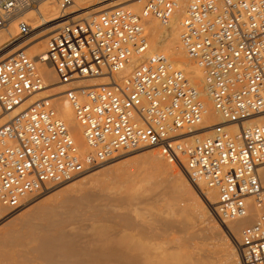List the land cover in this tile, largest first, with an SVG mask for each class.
I'll list each match as a JSON object with an SVG mask.
<instances>
[{
  "label": "built area",
  "instance_id": "built-area-1",
  "mask_svg": "<svg viewBox=\"0 0 264 264\" xmlns=\"http://www.w3.org/2000/svg\"><path fill=\"white\" fill-rule=\"evenodd\" d=\"M73 2L60 0L62 11ZM179 3L147 0L140 12L115 7L65 23L38 57L21 48L0 61V204L19 209L116 155L158 147L192 181L217 190L221 222L247 216L253 200L258 220L243 229L239 252L243 264H264V0L188 3L180 38L203 71L202 89L166 53L148 52L147 19L167 24ZM30 8L38 9L39 0H0V29L14 19L19 29L0 52L30 37ZM41 63L50 64L64 84L108 78L105 85L65 91L87 152L52 98L12 114L44 89ZM206 97L224 122L211 125L206 136L194 135L207 129Z\"/></svg>",
  "mask_w": 264,
  "mask_h": 264
},
{
  "label": "bare ground",
  "instance_id": "bare-ground-1",
  "mask_svg": "<svg viewBox=\"0 0 264 264\" xmlns=\"http://www.w3.org/2000/svg\"><path fill=\"white\" fill-rule=\"evenodd\" d=\"M105 1H107V0H99L98 2H95V0H74V2L71 5H69L65 10L62 11L61 5H60V0H39V8L38 9L30 8V10L25 12V18L30 20V22L32 23V24L31 23L30 24L33 27L32 28L33 32L30 35V37L33 36V33L37 29L43 27L42 28L43 30H41L37 34V35L41 34L42 35V36H40L41 38L38 40L30 41V44L29 43L26 44V45H30L27 48L28 53L30 52L32 54V57H38L39 55L44 53L47 50L46 43H48V42H46V41H48V39L52 35V34L50 35V33L57 31L65 23H69V22L73 23V22H76L78 20L89 19V18L93 17L92 15H97L103 11L110 10L114 6H119V5H125L122 7L125 9H128V10H131L133 12H135L137 10H142L141 9V2L143 0H136V1L134 0L135 2H132V3H131V1H133V0H120V1H113V2H109V3H104ZM190 1L191 0H187V1L186 0L185 1L180 0L179 6L177 7L174 16L172 17V19L167 24H163L161 21H159L155 18L147 19L146 24H145V34H146L148 41H149V51H148L149 54L157 52V51L168 52V54L171 57L172 64L175 67L179 66L176 63V61H177L180 63V65L183 67V69L186 70V73L188 74V76H190L196 80H201V81H195L194 79H191L192 81H194V83L196 85H198L202 89L204 87L203 71L197 65V63L192 58H190L188 56L185 49L183 48L181 38H180V21L184 15L185 9H186V7ZM129 2H130V4L126 5ZM99 4L101 5L100 7H96L95 9L85 11L84 13L77 15V16H74L71 19H69V17H68L69 15H71V13H76V12H79L82 10H87L92 6L99 5ZM67 9L68 10L72 9V10L70 12H68ZM18 31H19V29H18V20L17 19H14L8 28L0 29V46H2L4 43L8 42L15 35H17ZM22 44L23 43L13 44L10 47L3 50L2 52H0V61L7 59L8 57H10L14 53H16ZM45 45H46V50L44 49ZM176 65H178V66H176ZM178 68H180V67H178ZM39 70L41 71V73L43 74V76L45 78L44 89L42 91L34 94L33 96H31L27 101H25L12 114L17 113L22 108H24L26 105H29V104L37 101V100L44 99V98H52L59 115L68 124L70 131L73 134L80 150L82 152H87L88 146H87L85 139H84L83 129H82L80 123L78 122V120L76 119L75 111H74L73 107L71 106L70 102L68 101V99L65 96V91L73 85H84V86H88V87L105 85V84L109 83L108 78L107 77L90 78V79L79 80V81L73 82V83L64 84V83H60L59 78L56 75L54 68L50 64H45V63L39 64ZM129 70H130V67H128L121 75L125 76L129 72ZM206 99L208 100L211 107L208 108V113L205 116V120H204L202 127H206L207 129L201 130L199 132H195L194 135L206 136L209 134V130H210L209 127L211 125H213L215 123H223L224 122L222 117H220L219 115H216L213 112V104H212L211 100L206 97L205 101H206ZM2 122L3 121H0V123H2ZM208 122H212V123H210V125L205 124ZM252 123H254V122H248V124H252ZM188 139L193 140V137H192V139L190 137ZM145 148H147V147H144V149ZM155 149L161 150V148H158V147ZM142 150H143V148H142ZM144 152H145V150H144ZM167 159L168 158L165 157L163 155V153L159 150L156 152H154V151L150 152L149 151V152H145L143 154L141 153L140 155L135 156L134 160H132L130 162V164L136 163V165L138 164L137 169H143L145 171L164 170V169H170L171 167L173 168L174 165L171 164L172 161L167 160ZM114 165H116V164H112L110 166H107L106 168L100 170V172L104 171V170H106L104 172H107L108 169L114 168ZM124 166H126V165H124ZM178 167L173 168L174 169L173 172H172V170H170L172 173L170 172V174L168 175V177L165 180L168 183H170V185L174 189L180 190L181 186L184 185V187L182 188V190H183L185 188V184H186V182H185L186 177L184 178L185 175L183 176V174H182L183 172H181V169H179L180 167L179 168ZM100 172L98 171L96 174H91L88 176H86L85 174H82L83 177L79 180H74L76 177L71 179V180H68L71 182H72V180H74L72 183L70 182L68 184H65V185L63 184V185L57 186V187L51 186L49 189H51L53 187H55V188L50 190L48 193L44 194L40 200H38L34 203L32 202L29 206L23 208V209H25L24 211H26V212L25 213L23 212L24 215L20 212L21 213L20 215H23L20 219L24 225H29L30 223H32V220L36 219V217L41 218L42 222H43L41 225L39 224V227L42 226V229L40 232L38 231V233H37L38 229H35L34 227L33 228L36 230V233H35V230H32L33 228L31 230H32V232L34 231L33 233H35V234L32 236V234L29 232L31 234L29 236H32L31 237L32 240H30V242H28V243L29 244L32 243L31 245L33 246V242H34L35 245L33 247L30 245L31 246L30 247L29 245L25 244L26 241L24 242V244L26 246L30 247V250L32 251L31 253L32 254L35 253L37 257L42 258L44 263L46 261L47 264H180V263L190 264L188 262V258H186V257H189V258L193 257L191 255V253H192L191 251L187 250L188 252H191V253L185 252L186 255L187 254L188 255L190 254V255L184 256L185 254L182 252V249L178 250V251H181V253H180V252H177V249L176 250L174 249L171 251L170 249H168L170 247L166 246L167 247L166 249L168 251H170V253H169V252H167V250L163 249L165 247V245L163 247H161V245H163L165 241L164 242L162 241L163 243L161 242V244H160V242L158 240L159 237H158L157 233H160V232H157V231L155 232L154 231L155 225H152V222L156 223V221H151V222L149 221L151 223V225H150V223L148 224L146 222L148 224V226L146 225V223H143L147 227L142 226L140 223L137 225H130L132 222H130V223L127 222L125 225H122L120 229L115 230L110 235V239L108 241L100 240V239L99 240L93 239L94 240V242L92 240L93 244L90 243L88 245V242L86 240H84L85 238H83V240L82 239L79 240L80 237H79V239H76L74 237V236H76V234L73 235L74 233L73 234L72 233L70 234V232L68 233V231H66V228H64L65 222H63L61 219H60V221H58V220L56 221V218L53 215H52V217H54L55 220L51 218V216H50L51 212L54 213L53 210L55 211L56 209H59V208H56L57 205L53 206L52 202H49V201H52V199H54L53 201H57V198L59 200V199H61V197H63V201L59 200V202H61V204H62L63 202H65L64 196H66V195L68 196V194L70 195V192L73 191L75 188H77V186L79 187L81 185L79 188H82V189H85L88 186L91 187L90 183H92V181H94V179L95 180L97 179V181H96L97 184H98V181L100 180L99 181L100 183L98 186H100V184H104L101 182L104 179L101 180L100 177H99L100 179L98 178ZM259 172H260L262 184L264 185V166H262L260 168ZM124 173H125L124 177L120 176V178H122L121 181L117 180V181H119L117 183H119L120 186L115 185V184L113 185V183H112L113 181H112V182H110L111 183V187L109 186L110 189H114L113 188L114 186H115V189L117 186H119V188H120L123 185V183H126V182L133 180V174L127 173V171H125ZM116 175H118V174H116ZM79 176H81V175H79ZM115 177L112 178L111 180H115ZM117 177H119V176H117ZM152 178H153V180H154V178L157 179L156 177H151V179ZM144 180H147L148 182H150V175L146 176L144 178ZM162 180L163 179L160 178V181H162ZM178 180H181L182 184L178 185L177 184ZM157 181L160 182L159 179H157ZM114 183H115V181H114ZM154 183H155V185L159 184L156 181ZM154 183H152V185H154ZM187 183H191V182L189 181ZM97 184H95V186H97ZM107 185H109V184L107 183ZM82 186H84V188ZM104 187L107 188V186H105V184H104ZM186 187L188 188V189L185 188L187 190H190L192 188L191 184H186ZM195 187L197 188V189H195V191L198 190L200 193V196L203 197V198L201 197L202 198V200H201L202 203H201V207H200L201 211H199L200 210L199 209L198 210L199 212L197 211L198 213L197 214L195 213V214L197 215V218H199V219L206 218L207 223H206V225H204L205 227L199 225L200 228H198V229H196L198 227V224H199V222L198 223L196 222L198 220L193 221L195 223H191L188 221L187 222L185 221L184 223H182L181 224L182 225L181 227H183L182 229L184 230L185 233L186 232L188 233V237L185 234L182 235L183 232L181 234L182 237L183 236L187 237V238L185 237V241H184L183 245L189 248V247H192L196 244L195 246L199 247V245H197V244H200V242L199 243H195V242L197 240L200 241L201 237H199L200 240L199 239L195 240V238H196L195 236L198 233H200L202 230L203 231L201 232V234L206 231V233L209 237H210V235L214 236V237L216 236L219 240L217 238H213V237H210V239L211 238H213L214 240L216 239V240L220 241V243H218L220 245V247L224 246L225 250H224L223 255L227 256L228 261L230 262L229 264H239L240 263L238 260L239 257L237 255V250H236L238 247H236V245L235 246L233 245V241L228 242V239L226 238V235L224 234L225 230H221V228L218 226L214 215H211V214L209 215V212L208 213L206 212L207 206H210V207L214 206L213 209L216 211V208H217L216 205L218 203L217 190L208 187L207 185H205V183H202V182H197V183L195 182ZM119 188H117V189H119ZM82 189H79L81 192V193L79 192L80 194H84V192H83L84 190L82 191ZM149 189H151V191L155 190L151 187V188L144 189L143 191L138 192V193L132 192L131 195H128V198L132 199L135 197H142V196L146 197V195L150 192ZM77 190H78V188L76 189V192H77ZM192 190H194V187ZM74 192H75V190H74ZM85 192H86V190H85ZM177 192H179V191H177ZM190 192H192V191H190ZM49 194H50V196H49L50 198L48 200H44L45 198H43V197H46ZM76 194H75V196H74V193L72 194L74 196V198L76 196H77L76 198H78L79 195H76ZM89 194L90 193L85 194V195L89 196ZM144 194H145V196H144ZM178 194H181V192ZM72 195L69 196L68 198H71ZM192 195H194V194H192ZM81 197H84V196L81 195ZM87 197H84V198H87ZM93 197L95 198V196H93ZM66 198H65V200H66ZM72 198H71V200H72ZM74 198H73V201L77 205L78 203H76V201H80V199L74 200ZM79 198H80V196H79ZM197 198H199V197H197ZM31 199H29V200H31ZM81 199L83 200V198H81ZM90 199L91 198L88 197L87 200L86 199L85 200L87 202L88 200L90 201ZM29 200H28V202H29ZM68 202H69V199H68ZM68 202L66 201V204ZM248 202L250 203V210H249V213L247 214V216H245L243 218H238V219H234V220H227V221L223 222V225H224L223 227H225L228 231H231L233 233L238 244L240 242L239 238L242 235L243 229L246 226L252 225L253 223H255L258 220L259 209L253 204L252 199H249ZM53 204H54V202H53ZM69 204H72V202L70 201ZM73 205H74V203H73ZM79 205H80V202H79ZM62 207H63V205H62ZM62 207L60 209H62ZM0 208H1L0 215H3L6 208L1 206V204H0ZM109 208H111V207H109ZM102 209L104 210L105 208H102ZM102 209H100V210H102ZM191 209H193V207ZM196 210H197V208H196ZM57 211L58 210H56V212ZM136 211H139V210L137 209ZM194 211H195V209H194ZM60 214H62V213H60ZM109 214H111V213H109ZM191 214H190V216H191ZM195 214H194V216H195ZM56 216H58V214H56ZM192 217H193V215L191 216V218ZM59 218H61V217H59ZM41 219H36V220L40 221ZM63 219H65V218H63ZM155 219H157V218H155ZM192 220H193V218H192ZM100 222H102V221H100ZM201 222H203V221H200V224H201ZM34 224H36V223H34ZM34 224H33V226H34ZM158 224L156 226H158ZM172 225H174V223ZM149 226H151V229L148 228ZM35 227H36V225H35ZM168 227H167V229L169 231ZM37 228H38V226H37ZM174 228H176V227L174 226ZM105 229H107V228H105ZM171 229L172 228H170V230ZM173 229H172L173 232H171L172 234L175 233ZM199 229H201V230H199ZM178 230L176 228V231H178ZM23 231H24V229H23ZM20 232H22V231H20ZM20 232H19V230L17 231L15 226H13V228H12L11 225L10 226L8 225V228L4 232L0 233V244H1L0 248H2L1 246H3V245H4L3 247H6L5 245H7L8 249L12 247L11 248V250H12L13 246L10 247V245H12V244H14L16 247H17V244L18 245L21 244L20 246H22V243H21L22 238L19 237L21 239H19V240L17 239L18 238L17 235ZM163 233H160V234H163ZM176 233H178L176 236V237H178L179 232H176ZM15 234H17V235H15ZM104 234H106V233L104 231H102V228H101V231H99V235L101 237H103ZM164 234H166V233H164ZM164 234L160 235V237L164 236ZM175 234H173L171 237H174L172 239V241L175 239L174 241L177 242L179 240V237H180V239L182 237L179 235V237L177 239V238H175ZM165 236H167V235H165ZM198 236H200V234L197 235V238H198ZM22 237H25V236H22ZM23 240H25V239L23 238ZM26 240H27V237H26ZM78 240L83 241L84 243L87 242V245L81 244ZM183 240L184 239H182V241ZM201 242L203 243L204 241H201ZM217 242H216V247H214V248L218 247ZM168 243L169 242H167V244ZM205 243H203L204 246H206ZM213 245H215V244H213ZM213 245H212V247H213ZM195 246L193 248L195 250L198 249V247L195 248ZM203 247L201 249L205 250ZM171 249H173V247ZM194 249L192 250L193 252H194ZM5 250L0 249V264H30V260H33V257L30 256V251H23L22 254L15 256V254L13 252H10V251L6 252ZM174 251H176L177 253L175 254ZM172 252H174V253H172ZM214 252L215 251L213 250V253ZM182 253L184 255H182ZM194 254H197V253L194 252ZM36 256L34 255V259ZM181 256H184L185 259H183ZM211 256H213V255H211ZM195 257H197V256H195ZM197 258H199V257H197ZM194 259L192 262H191V260H189L191 262V264H193V262L195 263L196 261L198 262V260H199V259H197V260L195 259L196 261H194ZM43 261H42V263H43ZM195 264H197V263H195Z\"/></svg>",
  "mask_w": 264,
  "mask_h": 264
},
{
  "label": "rangeland",
  "instance_id": "rangeland-1",
  "mask_svg": "<svg viewBox=\"0 0 264 264\" xmlns=\"http://www.w3.org/2000/svg\"><path fill=\"white\" fill-rule=\"evenodd\" d=\"M99 0H95V2H98ZM113 1H120V0H107V1H105L104 3H109V2H113ZM136 1V0H135ZM134 0L133 1H131V3L132 2H135ZM185 1V0H184ZM187 1V0H186ZM146 2H147V0H143L142 2H141V9H143V7H144V5L146 4ZM103 3V4H104ZM128 4H130V2L129 3H127L126 5H128ZM101 5L99 4V5H94V6H92V7H90L89 9H87V10H82V11H79V12H76V13H71V15H69L68 17H69V19H71V18H73L74 16H77V15H80V14H82V13H84L85 11H89V10H92V9H95L96 7H100ZM122 6H125V5H119V6H114L113 8H115V7H122ZM112 9V8H111ZM68 10V9H67ZM72 9H69L68 10V12H70ZM141 10H137V11H135V12H140ZM98 15V14H97ZM92 16H95V15H92ZM62 21V20H61ZM79 21V20H78ZM31 23V22H30ZM32 24V23H31ZM43 27H41V28H39V29H37L34 33H33V36L32 37H30V38H28L27 40H25V42H18V43H23L20 47H19V50L21 49V48H28L30 45H26V44H30V41H34V40H38V39H40L41 37L40 36H42L41 34L40 35H37L41 30H43L42 29ZM56 31H54V32H52V33H50V35L51 34H54ZM49 35V36H50ZM37 38V39H36ZM46 42H48V41H46ZM46 45H47V43H46ZM46 45L44 46V49L46 50ZM27 46V47H26ZM162 52V51H161ZM164 53H166L169 57H170V55L168 54V52H164ZM29 54L32 56V54L29 52ZM170 59H171V57H170ZM171 62H172V60H171ZM176 63L179 65H176V66H178V67H180L181 69H183V67L180 65V63L179 62H177L176 61ZM185 72H186V70L185 69H183ZM187 74V73H186ZM187 76H188V74H187ZM190 79H194V78H192V77H190V76H188ZM195 81H201V80H196V79H194ZM194 82V81H193ZM206 106H207V109L208 108H210L211 107V105L209 104V102H208V100L206 99ZM210 123H212V122H208V123H205V124H209L210 125ZM155 149V148H154ZM152 147H147V148H143V150L142 149H139V150H136V151H131V152H127V153H123V154H121V155H117V156H115L113 159H110L109 161H107V162H105V163H103V164H101V165H99V166H97V167H95V168H93L92 170H90V171H88V172H85L84 174L86 175V176H88V175H91V174H96L98 171L100 172V170H102V169H104V168H106L107 166H110V165H112V164H116V165H114V168H110V169H108L107 170V172H104V171H106V170H104V171H101L100 173H99V176H98V178L100 177L101 178V180H103V181H101L102 183H104L105 184V186H107V188H105L104 187V184H100V186H98L99 185V181H98V184L96 183V181H97V179L95 180L94 179V181H92V183H90L91 184V187L90 186H88L87 188H85V189H82V188H79L78 186H77V188H78V190H77V192H76V189L77 188H75L74 190H75V192L77 193H75L74 192V190L73 191H69L70 192V195L68 194V196L66 195V196H64V201L65 202H63L62 204H61V202H59V200L60 201H63V197H61V199H59L58 200V198H57V201H53L54 199H52V201H49V202H52V205L53 206H56L57 205V207L56 208H59V209H56V210H58L57 212H56V210L54 211L53 210V212L54 213H52L51 212V218L52 219H54L55 220V218H56V221L58 220V221H60V219L63 221V222H65V226H64V228H66V231H68V233L70 232V234L72 233H74L73 235H75L76 234V236H74L76 239H79V237H80V239L79 240H83V238H85L84 240H86L87 242H88V245L90 244V243H92L93 244V242H94V240L93 239H95V240H106V241H108L109 239H110V235L115 231V230H118V229H120L121 228V226L122 225H125L127 222H132L130 225H137V224H141L142 226H145V227H147L148 226V224L151 222V221H156V223L158 224V226H156L157 224L155 223V222H152V225H155V232L157 231V232H160V233H163L164 231V233H166V234H164V236H162V237H160V235H163V234H160V233H157L158 234V237H159V242H160V244H161V242L163 241H165L164 242V244L163 245H161V247H163L164 245H165V247L163 248V249H165V250H167L166 248L167 247H170V248H168V249H170L171 251L172 250H176L177 249V252H180L181 253V251H178V250H181L182 249V252L185 254V252L186 253H191V255L193 256V257H186V258H188V262L191 264V262L193 261V259L195 258L196 260L197 259H199L198 260V262L194 259V261H196L195 263H197V264H229L230 262L228 261V258H227V256L226 255H223L224 254V250H225V248H224V246H221L220 247V245L218 244V243H220V241H218L219 239L215 236H211L210 235V237H213V238H217L218 240H214L213 238H211L210 239V237L207 235V233H206V231L204 232V233H202L201 234V232L203 231H201L200 233H198L197 235H199L200 234V236H198V238H197V235L194 237L195 238V240L196 239H199V237H201L199 240L200 241H196L195 243H199L200 242V244H197V245H199V247L198 246H195V248L196 247H198V249H194L193 247L194 246H192V247H186V246H184L183 244H184V241H185V237L186 236H181V234H182V232H183V234L182 235H187V237H188V233L186 232H184V230L182 229L183 227H181L182 225V223H184L185 221L187 222H191V223H195V222H193V221H196V220H198V221H196L197 223L199 222V224H198V227L196 228V229H198V228H200V226L199 225H201V226H204V225H206V223H207V221H206V218H204V219H199V218H197V213L199 212V211H201V209H200V207H201V200H202V196H200V193H199V191L198 190H196L195 191V189H197L196 187H195V182L194 181H192L190 178H189V176L185 173V171L183 170V168L179 165V164H177V163H175V162H171V164L172 165H174L176 168L178 167L179 169H181V172H183L182 174H183V176H184V178H185V182H186V184H191V189L190 190H187L188 188L186 187V184H185V188H187V189H183L182 190V188L184 187V185L183 186H181V189L179 190V189H174V188H172V186L170 185V183H168L165 179L168 177V175L170 174V170H172V172L174 171V169L173 168H175L174 166H173V168L171 169H164V170H156V171H145V170H143V169H137V165H136V163H132V164H130V162L132 161V160H134V158H135V156H137V155H140L141 153L143 154V153H145V152H156V151H161L162 152V149L160 150V149H158V150H154ZM144 150H145V152H144ZM149 150V151H148ZM152 150V151H151ZM163 153V152H162ZM166 157V156H165ZM167 160H169V159H167ZM124 165H126V166H124ZM177 165V166H176ZM120 169V170H119ZM127 169V170H126ZM127 171V173H131V174H133V180L132 181H129V182H126V183H123V185L119 188V183H117V182H119V181H121V179L122 178H120V176H125V171ZM171 172V173H172ZM121 173V174H120ZM104 174V175H103ZM116 174H118V175H116ZM120 174V175H119ZM123 174V175H122ZM148 175H150V182H148L147 180H144V178L146 177V176H148ZM110 176V177H109ZM112 176V177H111ZM117 176H119V177H116ZM83 176H82V174H81V176H77L74 180H79V179H81ZM115 177V180H111L112 178H114ZM151 177H156L157 179H159V181H160V178L161 179H163L162 181H160V182H158L157 181V179H155L154 178V180H153V178L151 179ZM108 180H107V179ZM120 178V179H119ZM106 179V180H105ZM74 180H72V182L74 181ZM110 180V181H109ZM117 180H119V181H117ZM113 181V182H112ZM114 181H115V183H114ZM157 182V183H159V184H156L155 185V183L154 182ZM191 182V183H187V182ZM71 181H66V183L64 182V183H62V184H60V185H56L55 187H57V186H61V185H65V184H68V183H70ZM71 182V183H72ZM110 182H112L113 183V185L115 184V185H119V186H117L116 187V189H115V186L113 187L114 189H110V187H111V183ZM107 183L109 184V185H107ZM152 183H154V185H152ZM93 184V185H92ZM95 184H97V186H95ZM176 184V183H175ZM177 184L178 185H180V184H182V181L181 180H178L177 181ZM86 186V185H85ZM94 186V187H93ZM103 186V187H102ZM110 186V187H109ZM154 186V187H153ZM190 186V185H189ZM55 187H53V188H55ZM83 188H84V186H82ZM153 188V189H155L154 191L152 190L151 191V189H149L150 190V192L146 195V197H135V198H128V195H131V193L133 192V193H138V192H141V191H143L144 189H147V188ZM193 187H194V190H192L193 189ZM53 188H51V189H48L46 192H44L43 194H41V195H39V196H37V197H34V198H32L31 200H29V202H27L23 207H21V208H19V209H11V208H6V210L4 211V214L3 215H0V233H2V232H4L7 228H8V225L10 226H12V228H13V226H15V228L17 229V231L19 230V232L20 231H22V232H20L18 235L17 234H15V235H17L18 236V240L19 239H21V243H22V246H20V245H18L17 244V247L14 245V244H12V245H10V247L11 246H13V249L11 250V248H9L8 249V246L7 245H5L6 247H3V246H1L2 248H0L1 250H5L6 252H8V251H10V252H13L14 254H15V256L16 255H19V254H22V252L23 251H30V256H32L33 257V260H30V264H47V262L45 261V263H44V261H43V259L42 258H39V257H37L36 256V254L35 253H33L36 257H35V259H34V255L31 253L32 251L30 250V247L32 246L31 244L32 243H28V242H30V240H32V236L36 233V230L35 229H38L37 230V233H38V231L40 232L41 231V229H42V226H40L39 227V224L41 225L43 222H42V219L41 218H39V217H36V219H41L40 221H37L36 219H34V220H32V223H30L29 225H24L22 222H21V217L24 215V213L26 212V211H24L25 209H23L24 207H27V206H29L32 202L34 203V202H36V201H38V200H40L41 198H42V196L44 195V194H46V193H48L50 190H52ZM117 188H119V189H117ZM79 189H82V191L84 192V194H80L81 192H80V190ZM107 191H106V190ZM109 189V190H108ZM85 190H86V192H85ZM177 191H179V192H177ZM187 193H186V192ZM189 191V192H188ZM190 191H192V192H190ZM198 191V192H197ZM74 193V196H75V194L76 195H79L80 196V198H79V196H78V198H74V196L72 195L73 193ZM80 192V193H79ZM82 192V193H83ZM147 192V191H146ZM153 192V193H152ZM181 192V194H178V193H180ZM88 193H90L89 194V196L88 195H85V194H88ZM94 193V194H93ZM158 193V194H157ZM163 193V194H162ZM196 193V194H195ZM52 194V193H51ZM154 194V195H153ZM162 194V195H161ZM184 194V195H183ZM192 194H194V195H192ZM72 195V197L74 198V200H77V199H80V201H76V203H78L77 205L79 206H77L76 204H75V202L73 201V198H72V200H71V198H68L69 196H71ZM81 195H83L84 197H89V198H91L90 199V201L88 200L87 202H86V200H87V198H84V197H81ZM48 196V197H47ZM46 197H43V198H45L44 200H48L50 197V194L49 195H47ZM92 196V197H91ZM93 196H95V198L93 197ZM144 196H145V194H144ZM156 196V197H155ZM199 197V198H197V197ZM67 197V198H66ZM202 197V198H201ZM65 198H66V200H65ZM81 198H83V200L81 199ZM68 199H69V202H68ZM86 199V200H85ZM56 200V199H55ZM82 200V201H81ZM85 200V201H84ZM94 200V201H93ZM66 201L68 202L67 204H66ZM70 201L72 202V204H69L70 203ZM53 202H54V204H53ZM58 202V203H57ZM79 202H80V205H79ZM84 202V203H83ZM57 203V204H56ZM73 203H74V205H73ZM195 206H194V205ZM51 205V206H52ZM59 205V206H58ZM62 205H63V207H62ZM70 205V206H69ZM76 205V206H75ZM112 205V206H111ZM197 205V206H196ZM103 206V207H102ZM108 206V207H107ZM62 207V209H60ZM100 207V208H99ZM105 208L104 210L102 209V208ZM109 207H111V208H109ZM193 207V209H191ZM213 207L214 206H212V207H210V206H207V208H206V212L208 213L209 212V215L211 214V215H214V217H215V219H216V221H217V224H218V226L221 228V230H225V235H226V238L228 239V242H232L233 241V245L235 246L236 245V247H238L236 250H237V255H238V257H239V264H243L242 263V259H241V255H240V252H239V244L237 243V240H236V238H235V236L233 235V233L231 232V231H228L225 227H223L224 225H223V222H221L220 220H219V218L217 217V215H216V213H215V210L213 209ZM67 210H66V209ZM196 208H197V210H196ZM65 211H64V210ZM100 209H102V210H100ZM107 209V210H106ZM139 210V211H136V210ZM194 209H195V211H194ZM200 209V210H199ZM111 210V211H110ZM199 210V211H198ZM0 211H1V208H0ZM61 211V212H60ZM65 213H64V212ZM110 211V212H109ZM113 211V212H112ZM193 213H192V212ZM198 211V212H197ZM23 214V215H20L21 213ZM24 212V213H23ZM105 212V213H104ZM111 213V214H109V213ZM58 214V216H56V214ZM60 213H62V214H60ZM192 213V214H191ZM196 213V214H195ZM190 214H191V216L193 215V220H192V218H191V216H190ZM194 214H195V216H194ZM19 215V216H18ZM52 215L55 217H52ZM63 216V217H62ZM65 216V217H64ZM16 217V218H15ZM33 217V216H32ZM59 217H61V218H59ZM115 217V218H114ZM19 218V219H18ZM63 218H65V219H63ZM107 218V219H106ZM112 218V219H111ZM155 218H157V219H155ZM16 219V220H15ZM14 220V221H13ZM158 220V221H157ZM205 220V221H204ZM36 221V222H35ZM98 221V222H97ZM100 221H102V222H100ZM150 221V222H149ZM200 221H203V222H201V224H200ZM20 222V223H19ZM100 222V223H99ZM108 222V223H107ZM148 224H147V223ZM219 222V223H218ZM34 223H36V224H34ZM143 223H146V225L145 224H143ZM174 223V225H172ZM204 223V224H203ZM8 224V225H7ZM32 224V225H31ZM33 224H34V226H33ZM38 224V225H37ZM64 224V223H63ZM104 224V225H103ZM164 226H163V225ZM176 224V225H175ZM31 225V226H30ZM35 225H36V227H35ZM150 225H151V223H150ZM169 227H168V226ZM37 226H38V228H37ZM97 226V227H96ZM101 226V227H100ZM171 226V227H170ZM173 226V227H172ZM174 226L177 228V230L178 231H176V228H174ZM35 229H34V228ZM107 228V229H105V228ZM167 227L169 228V231H168V229H167ZM205 227V226H204ZM33 228V229H32ZM101 228H102V231H104L106 234H104V236L103 237H101L100 235H99V231H101ZM149 229H151V226H149L148 227ZM153 228V227H152ZM165 228V229H164ZM170 228H174L173 230H174V232L176 233V232H179V235L182 237L181 239H180V237H179V235H178V237H179V242L177 241H172V239L174 238V237H171L173 234H175V233H171V232H173L172 231V229L170 230ZM225 228V229H224ZM23 229H24V231H23ZM35 230V233H33L32 232V230ZM98 229V230H97ZM104 229V230H103ZM159 229V230H158ZM181 229V230H180ZM195 229V230H196ZM202 229V228H201ZM201 229H199V230H201ZM227 230V231H226ZM27 231V232H26ZM97 231V232H96ZM32 234V236H29V235H31L30 233ZM170 234H169V233ZM22 233V234H21ZM26 233V234H25ZM28 234V235H27ZM78 234V235H77ZM82 234V235H81ZM177 234L178 233H176L175 234V238H177L178 239V237H176L177 236ZM20 235V236H19ZM25 236V237H22V236ZM165 235H169L168 237L167 236H165ZM89 236V237H88ZM19 237H21V238H19ZM26 237H27V240H26ZM29 237V238H28ZM170 237V238H169ZM186 237V238H187ZM204 237V238H203ZM23 238L25 239V240H23ZM31 238V239H30ZM161 239V240H160ZM182 239H184L183 241H182ZM231 239V240H230ZM78 240V241H79ZM91 240V241H90ZM92 240H93V242H92ZM167 240V241H166ZM239 240H241V236H240V238H239ZM26 241V245H31L30 247L29 246H26L25 244H24V242ZM85 241V242H86ZM171 241V242H170ZM201 241H204L203 243H205V245L206 246H204V244L201 242ZM218 241V242H217ZM33 242V241H32ZM81 244H83V245H87V242L86 243H84L83 241H79ZM162 242V243H163ZM167 242H169L168 244H167ZM213 242V243H212ZM216 242H217V248H214V247H216ZM202 243V244H201ZM167 244V245H166ZM213 244H215V245H213ZM1 245V244H0ZM35 245V243L33 242V246ZM169 245V246H168ZM212 245H213V247H212ZM15 246V247H14ZM32 246V247H33ZM167 246V247H166ZM204 246V247H203ZM27 247V248H26ZM29 247V248H28ZM173 247V249H171ZM204 248L205 250H203V249H201V248ZM180 248V249H179ZM213 248V249H212ZM191 249V250H190ZM194 249V252L195 253H197V254H194V252L192 251ZM200 249V250H199ZM216 249V250H215ZM191 251V252H188V251ZM198 250V251H197ZM213 250L215 251L214 253H213ZM197 251V252H196ZM167 252H169L170 253V251H168L167 250ZM175 252V254L177 253L176 251H174ZM174 252H172V253H174ZM199 252V253H198ZM209 252V253H208ZM182 253V255H184ZM190 255V254H189ZM188 254L186 255H184V256H189ZM211 255H213V256H211ZM184 256H181L183 259H185L184 258ZM195 256H197V257H199V258H197V257H195ZM211 256V257H210ZM31 258V257H30ZM39 258V259H38ZM193 258V259H192ZM37 259V260H36ZM187 260V259H186ZM185 260V261H186ZM189 260H191V262L189 261ZM34 261V262H33ZM42 261H43V263H42ZM184 262V261H183ZM186 263V262H185ZM194 262H193V264H195ZM180 264H183V263H180ZM187 264V263H186Z\"/></svg>",
  "mask_w": 264,
  "mask_h": 264
}]
</instances>
